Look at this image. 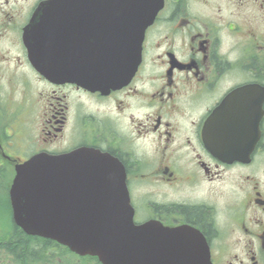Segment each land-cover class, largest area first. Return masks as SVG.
Here are the masks:
<instances>
[{"label":"flooded vegetation","instance_id":"1","mask_svg":"<svg viewBox=\"0 0 264 264\" xmlns=\"http://www.w3.org/2000/svg\"><path fill=\"white\" fill-rule=\"evenodd\" d=\"M55 1L73 4L57 9L69 26L57 35H78L117 2L0 0V177L37 153L91 149L121 165L134 224L151 223L153 239L188 227L204 239L210 264H264V0H163L141 72L106 95L49 82L30 64L23 36ZM211 117L213 154L203 141ZM0 201V264H101L27 236L13 222L9 192ZM193 211L206 221L190 220ZM19 239L29 259L11 247Z\"/></svg>","mask_w":264,"mask_h":264},{"label":"water","instance_id":"2","mask_svg":"<svg viewBox=\"0 0 264 264\" xmlns=\"http://www.w3.org/2000/svg\"><path fill=\"white\" fill-rule=\"evenodd\" d=\"M53 20L49 15L42 24ZM127 20L123 27L113 29L109 20L104 22L103 34L91 36V48L86 53L68 50L64 53L56 45L53 48L43 46L41 40L46 38L47 29L40 28L42 34H31L27 39L30 59L35 66L40 63L37 69L48 78H71L91 89L111 87L127 79L138 63L147 16L141 12L138 16L130 15ZM136 24L138 29H135ZM38 44L42 45L39 49ZM212 147L209 137L208 148ZM71 157L41 154L17 166L10 188L16 224L28 235L52 239L77 252L98 255L104 264H150L140 253L137 258H129L127 251L147 243L143 232L148 226L132 229L128 208L123 210L124 216L120 219L124 224L119 225L108 211L118 213L121 198L118 196L112 206L105 205L101 179L89 181L93 188L87 192L91 205L80 210L79 200H75L74 210L70 192L72 182L68 177ZM116 181L121 187L123 179ZM170 240L173 256L168 264H209L208 249L198 233L188 228L175 229Z\"/></svg>","mask_w":264,"mask_h":264},{"label":"rangeland","instance_id":"3","mask_svg":"<svg viewBox=\"0 0 264 264\" xmlns=\"http://www.w3.org/2000/svg\"><path fill=\"white\" fill-rule=\"evenodd\" d=\"M110 112H112V109H110ZM33 121H34V118H29V121H28V139H29V143L32 146L34 145V137H36V135H37V130L34 126ZM9 178H10V176H8V175L0 177V192H7V189L9 187L8 186V179ZM150 188H149V190H150ZM205 188H206V185L201 182V184L198 185L197 188L195 189L196 190L195 191L196 197L203 196L205 193L202 190H204ZM167 192H179V191H178V188H175L174 190H167ZM140 193H143V192H140ZM1 204H2V202L0 201V205ZM237 247H239V246H237Z\"/></svg>","mask_w":264,"mask_h":264},{"label":"trees","instance_id":"4","mask_svg":"<svg viewBox=\"0 0 264 264\" xmlns=\"http://www.w3.org/2000/svg\"><path fill=\"white\" fill-rule=\"evenodd\" d=\"M189 219L192 221L198 220L199 222L204 223L206 221V215L199 211H193L191 212ZM11 247L17 252L20 250L19 252H21V254L27 259L30 258L31 249L27 247V244L24 240L19 239V241H16L14 244H11Z\"/></svg>","mask_w":264,"mask_h":264}]
</instances>
